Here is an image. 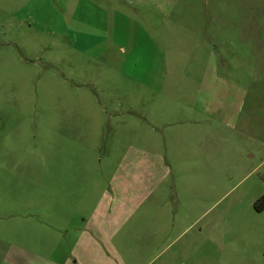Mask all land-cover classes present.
<instances>
[{"label":"rangeland","instance_id":"obj_1","mask_svg":"<svg viewBox=\"0 0 264 264\" xmlns=\"http://www.w3.org/2000/svg\"><path fill=\"white\" fill-rule=\"evenodd\" d=\"M162 1L0 0V233L13 243L74 244L47 231L69 223L60 198L69 216L98 181L99 264H264V0H179L177 28ZM142 83L177 85L184 103L155 109L151 170L129 177L128 131L147 142V123L127 121ZM130 179L150 183L120 194ZM31 254L10 258L55 264Z\"/></svg>","mask_w":264,"mask_h":264},{"label":"crops","instance_id":"obj_2","mask_svg":"<svg viewBox=\"0 0 264 264\" xmlns=\"http://www.w3.org/2000/svg\"><path fill=\"white\" fill-rule=\"evenodd\" d=\"M170 0H163L162 3L156 4L155 6L158 8L159 12L162 15V21L164 25L167 27H173L177 28V26L170 21L172 14L168 13L170 11H174L175 8L178 6V1L179 0H174V3L172 5H169ZM168 8V9H167ZM177 34H175V37ZM211 57H214L213 54H211ZM175 56H173L174 59ZM141 90L140 92L143 94L139 96L137 99H132L133 97H129V101H131V110L128 111L127 113L130 115H127L128 119V124H135L136 121L147 123L148 129L143 130V134L147 136V142L150 143L147 144L143 147H140L139 145L136 144L134 141L135 135L134 132L128 131L129 135H127L128 139V146L125 149V159H127L126 163H123V161L120 163L122 166L126 164V169L123 171H129L128 176H132L134 172H142L144 173V177L146 176V172H150L151 166H150V159L151 156H153L152 150L150 149L151 147V140L153 137L159 135L160 131L162 130L161 126L155 127L152 124L153 117L155 115H158L160 113L161 108L166 106L167 104L172 108H179L180 104H183L184 97L181 94V88L178 87L177 85H160L157 90H152L151 87L148 85H145V83H142L140 85ZM180 88V89H179ZM149 92H155L157 96H155L154 99L152 100V103L155 101L154 104H150L149 101L147 100V94ZM197 97L199 96V90L197 92ZM170 96L173 98V101L166 103L165 100L167 99V96ZM196 101V97L194 99ZM134 102V103H133ZM179 102V103H178ZM141 104L142 111L137 112L136 110H133L135 107L137 108ZM200 102H194L192 103L193 109L196 110H203L204 106H199ZM99 105L101 103L99 102ZM105 105V104H102ZM121 102L120 101H114L112 103V107L115 109L120 108ZM189 105V104H188ZM158 113L154 114L153 112L155 111L156 108H158ZM183 107V106H182ZM116 113H118V116L120 115V112L118 110H115ZM197 111V112H198ZM126 112H124L125 114ZM123 115V113L121 114ZM123 118V116H120L119 119ZM137 118V119H136ZM140 118V119H139ZM131 128V127H129ZM131 139V140H130ZM136 140V138H135ZM132 141V142H130ZM150 146V147H149ZM137 158H140L143 162V164L136 163L135 165V160ZM125 167V166H124ZM119 171V170H118ZM122 171V172H123ZM121 172V173H122ZM118 172L116 173V175ZM118 178H121L122 176H117ZM135 177V176H134ZM132 178V177H131ZM139 182L140 186H142V190L146 189L145 187L149 185L150 180H143L142 182L137 180V179H130L128 181H121L119 182V187H120V194L122 192H125L126 189H131V187L135 186V183ZM95 184V185H94ZM86 185L88 186L87 183L83 182L80 185V188H84V191H82L81 198L79 199L80 206L78 209L74 210L73 214H70L68 216V213L66 211L68 210V207L71 208V206L67 202V198L62 197L60 198L61 201H63L62 209L64 210V215L65 217L69 220V223L65 225V228H60V229H55L54 227L49 229L47 231L48 235H53V236H58L62 237L64 234V231H71V232H76L78 233L77 239L75 240L74 244H67L66 243V237H65V243H60L59 244H54L53 241L49 246L40 247L37 246H31L30 248L24 246L23 244H20L18 240L16 239L17 242H12V239L9 238L8 232L1 231L0 233V264H20V260H11L10 254L15 255L13 256H20L24 252H31L34 258L36 259H41V260H46L47 262L51 263H61L62 264H70V263H78L81 260H84L88 264H99V182L97 181L96 183L92 182L90 184L91 190L89 192L86 191ZM94 185V186H93ZM48 193H47V200L46 202H43V205L46 206L47 209V215L49 219L51 220H56V211L59 207L60 202L57 201V198L55 197V188L56 186L51 182V184H48ZM136 188V187H135ZM134 189V188H133ZM85 194L87 195H94L95 197V203L96 206L94 207V210L91 211L90 213H86L87 207H88V199L89 197H85ZM264 211V210H263ZM41 215L39 217H43V212H40ZM39 221V218H38ZM19 231L18 229L16 230V236L18 235ZM68 236V235H67ZM17 253V254H16ZM19 253V255H18ZM35 255V256H34ZM12 261V262H9ZM2 262V263H1Z\"/></svg>","mask_w":264,"mask_h":264},{"label":"trees","instance_id":"obj_3","mask_svg":"<svg viewBox=\"0 0 264 264\" xmlns=\"http://www.w3.org/2000/svg\"><path fill=\"white\" fill-rule=\"evenodd\" d=\"M255 207L258 212H262L264 210V196L257 201Z\"/></svg>","mask_w":264,"mask_h":264}]
</instances>
